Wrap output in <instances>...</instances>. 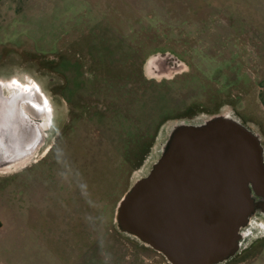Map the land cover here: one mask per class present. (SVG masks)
I'll list each match as a JSON object with an SVG mask.
<instances>
[{
  "label": "rangeland",
  "instance_id": "374dc122",
  "mask_svg": "<svg viewBox=\"0 0 264 264\" xmlns=\"http://www.w3.org/2000/svg\"><path fill=\"white\" fill-rule=\"evenodd\" d=\"M200 1L203 5L208 2ZM173 6L176 8L177 4ZM83 13L89 14L85 6L74 12L77 16L69 20L67 26L31 28V33L26 30L15 42L19 47L30 44L39 53L38 39L54 40L56 31L61 33L66 28L69 33L51 52L56 55L57 63L39 64V56L27 47L26 64L8 69L0 67L3 76L34 78L55 108L42 154L45 157L28 164L26 170H15L0 177V201L10 203L9 209H3L4 213L5 209L10 210L11 215L20 211L22 222L25 218L28 221L32 214L31 209L24 206L30 205L29 202L36 203L39 242L35 252L40 254L41 264H68L71 251L83 250L89 253L85 264H145L143 258L147 254H141L144 245L117 230L115 213L125 193L136 180L149 173L160 157L170 128L182 121L202 123L220 111L226 113L224 110H229L252 131L264 136V115L256 104L255 92L248 98L243 96L240 85L231 87L222 59L214 58L218 49L211 46L212 40L222 44L226 32H218L215 28H179L175 16L159 17L153 28H165V48L150 45L162 40L156 33L134 34L130 39H138V49L132 55L136 62L113 64L106 58L116 56V52L106 48L104 42L108 41L109 28L93 27L96 10H91L87 20ZM182 14L180 10L179 17L185 22H194L193 15ZM122 25L128 30L127 24ZM216 44L224 51L223 44ZM155 53L174 56V62H184L188 72L165 83L149 81L144 75V60L149 55L153 54L148 58L156 56ZM2 54L0 51V57ZM174 62H164L165 73L174 68ZM74 70L76 77L69 80L68 74ZM152 72L148 76H155L156 71ZM118 82L120 93L118 90L114 93ZM131 82L132 85L135 83V89L126 92ZM118 99H122V108L132 110V119L124 121L126 114L122 118L124 122L118 121L117 115L113 118L109 102L116 100L112 107L118 110ZM96 103L102 105L98 107ZM143 127H149L148 133L154 137L152 140L147 138L148 144L139 142L141 139L137 134L145 130ZM131 128L137 132L132 130V136L126 131ZM121 132L128 133V138H121ZM146 156H151V160L143 166ZM249 232L251 234L247 236ZM10 233L18 235L12 228ZM244 233L241 251L226 264H235L259 252L264 242V220L257 215ZM20 235V263L33 264L37 258L28 253L33 248L23 234ZM14 245L11 241V248ZM135 253L137 261L130 263L127 258L130 254L135 257ZM160 257L168 264L163 256ZM80 261L76 255L74 264Z\"/></svg>",
  "mask_w": 264,
  "mask_h": 264
},
{
  "label": "water",
  "instance_id": "95a60500",
  "mask_svg": "<svg viewBox=\"0 0 264 264\" xmlns=\"http://www.w3.org/2000/svg\"><path fill=\"white\" fill-rule=\"evenodd\" d=\"M167 60L172 57L150 58L147 73L155 62ZM178 68L168 74L185 70L181 64ZM2 86L20 90L24 107L26 153L19 161H0V173H10L35 159L55 108L38 81L27 75L0 81V91ZM9 104L0 95V108ZM257 215L264 220L262 138L226 112L202 123L174 124L149 173L119 202L115 222L121 234L168 264H226L241 251L244 230Z\"/></svg>",
  "mask_w": 264,
  "mask_h": 264
},
{
  "label": "crops",
  "instance_id": "0c3cea01",
  "mask_svg": "<svg viewBox=\"0 0 264 264\" xmlns=\"http://www.w3.org/2000/svg\"><path fill=\"white\" fill-rule=\"evenodd\" d=\"M201 2L200 0H0V51L3 52L0 57V67L8 69L9 67L15 68L16 66L19 67V65L26 64L27 47L39 56V64L53 65L57 63L56 55H53L51 52L54 48L57 49L60 46L65 36L69 33L66 28L61 33L60 31H56L54 40L44 42L38 39L39 53L30 44H27L26 47H19L15 42L19 41V37L23 36L26 30L31 33V28L67 26L68 21L77 16L74 12L84 6L89 12L88 15L83 13L84 20L89 18L91 10H96L93 16L97 17L93 21V27L109 28L107 30L109 33L108 41L105 40L104 42L107 43L106 48L116 52V56L106 58L113 64H117V61H122L126 65L136 62L133 61L132 55L136 54L135 50L138 49V39H130L134 34L156 33L158 36H161L162 40L154 41L150 45L160 49L165 48V28H153L154 22L159 17L175 16L179 28H215L218 32H226L225 40L222 41L225 48L224 51H221L220 47H217L220 45L216 43L221 44L218 40H212L213 44L211 43V46L219 50H217L214 58L222 59L221 64L224 63L225 65V76L231 82V87L240 85L243 96L248 98L252 97L253 92H255L256 104H258L259 111L264 115V0H208L205 5ZM174 4L175 6L177 4L178 9L177 6L176 8L173 6ZM179 9L181 13L183 12L182 15H193L191 17L194 22L187 23L183 18L179 17ZM122 23L127 24L126 28L128 30L123 29ZM125 48H128L129 51H123L122 53L121 50H125ZM155 54L163 55L161 53ZM43 57L46 61H43ZM95 57L97 59L100 58L98 55ZM159 63L161 67L163 65L165 68L164 61ZM175 68L174 66L171 70L175 71ZM168 71L166 70L167 74ZM217 73H220V70ZM80 74H82L81 70ZM95 74L97 75L98 72H95ZM3 75L0 74V81H10L19 77ZM54 75H56L55 72ZM75 77V70L72 73L69 72V80H74ZM145 78L147 77L145 76ZM128 86L130 89H125L126 92H132L135 89V83L132 85L131 82ZM1 88L0 95H5L11 104L0 108V161H19L26 153L21 115L24 110V107L21 106L22 95L20 90L14 91L12 89L5 91L3 86ZM231 96H234V92ZM15 103H17V106ZM64 103L69 108H73L67 102ZM121 104L122 99H120L117 113L118 121L119 119L122 122L132 119V110L130 108H127L128 110L122 108ZM96 105L100 107L102 103H96ZM125 114V120L123 121L122 118ZM129 126L131 125L129 124ZM143 128L145 130L137 134L138 136L140 135L141 141L139 142L148 144L147 138L149 137L152 140L154 137L148 133L149 127ZM132 130L135 134L137 133L132 128L126 130L130 136L133 135L131 134ZM127 134L121 132L120 136L121 138H128ZM39 152L41 153L42 151L38 149L37 155ZM150 160L151 156H146L143 159L142 165L147 166ZM21 169L26 170L27 166ZM8 174L0 173V177L3 178ZM29 203L30 205L24 206V208L31 209V217L28 221L25 218L24 222H22L20 211L11 215L10 210H7L10 208V203L0 201V264H22L19 259L21 251L19 249L21 244L20 234H23V238L33 248L32 252H28L34 258H37L33 264H36L35 262L41 264L40 258H38L40 254L37 255L35 252L36 243L39 242L36 232L37 217L35 216L37 205L36 203L35 205H32V202ZM4 208H7L5 209V213L3 212ZM21 223L24 225L20 226L22 225ZM11 228L18 235H11ZM11 241L15 244L12 248L10 246ZM76 255L77 259L89 257V253L71 251L68 264H74ZM235 264H264V242L258 253Z\"/></svg>",
  "mask_w": 264,
  "mask_h": 264
},
{
  "label": "flooded vegetation",
  "instance_id": "af4514ba",
  "mask_svg": "<svg viewBox=\"0 0 264 264\" xmlns=\"http://www.w3.org/2000/svg\"><path fill=\"white\" fill-rule=\"evenodd\" d=\"M165 54V53H164ZM157 55H159V54H157ZM171 57H172V60H171V62H174V60H175V58H174V56H172V55H170ZM149 60H150V58H148V59H145L144 60V67H143V69H144V75L147 77V78H149L148 80L149 81H152V82H158V83H165V81H173V79L174 78H176V77H178V76H183V75H185L188 71H187V69H186V65H185V63L184 62H179V61H175L174 62V65H175V69H179L178 68V66L181 64L182 66H184L185 67V70H183V71H180V72H178V73H176V74H167V73H165V71L163 70V68L160 66V65H157L156 66V63H155V65L153 66V67H149L150 69H152L150 72H152L153 70L154 71H156V73L154 74L155 76H153V75H149L148 76V74H149V72L147 73V67H148V63H149ZM149 69V70H150ZM152 74H153V72H152ZM114 80V79H113ZM120 80V78H118V80L117 81H119ZM213 80V79H212ZM120 83L118 82V88L115 90V89H113V92L115 93L117 90H118V92L120 93ZM229 87V86H228ZM241 96H242V94H241ZM115 98V97H114ZM117 98H119V96L117 95ZM53 100H54V98H53ZM119 101L117 102L118 104L120 103V99H118ZM55 101V104L58 106L59 104H58V102H56V100H54ZM114 102H116V100H113V102H109V105L111 106L110 107V111L113 113V118H115V116L117 115V113H118V110H115V108H113L112 107V104L114 103ZM229 104H230V102H229ZM117 109H119V107L117 108ZM60 110V109H59ZM222 110V109H221ZM225 112H228V113H230L231 115H233L234 116V114L231 112V111H229V110H224ZM221 113H223V111H220L219 112V114H221ZM185 122V121H184ZM189 122V121H188ZM244 124V123H243ZM46 140H47V138L45 139V143H44V146L46 145ZM44 146L40 149V151H42L41 153L39 152V154L37 155V157H36V159H35V161L36 160H39L40 158L42 159L43 157H45V156H43L42 154H43V150H45V148H44ZM46 155V154H45ZM41 156V157H40ZM250 232L249 233H247V236H250ZM144 248H145V250H144V252H141V254H147V257H144L143 258V260H144V263L145 264H165V261H163V259H161V257L160 256H162V255H160L159 253H157V252H155L154 250H151V249H149L148 247H146V246H144ZM84 248H82V250H83ZM146 251V252H145ZM83 252H86V250H83ZM153 255L155 256V257H153ZM142 258V257H141ZM147 258H149V260L147 259ZM151 258V259H150ZM86 259L87 258H81V261H80V264H85L86 263ZM127 260H130V263H132V262H136L137 261V254L135 253V257H134V255L133 254H130V258L128 257L127 258ZM141 260V259H140ZM162 261H163V263H162ZM134 264V263H133Z\"/></svg>",
  "mask_w": 264,
  "mask_h": 264
}]
</instances>
